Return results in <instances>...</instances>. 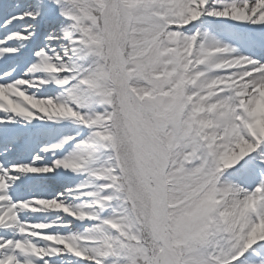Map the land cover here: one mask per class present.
I'll list each match as a JSON object with an SVG mask.
<instances>
[{
  "label": "snow or ice",
  "instance_id": "6c2138e0",
  "mask_svg": "<svg viewBox=\"0 0 264 264\" xmlns=\"http://www.w3.org/2000/svg\"><path fill=\"white\" fill-rule=\"evenodd\" d=\"M0 264H264V0H0Z\"/></svg>",
  "mask_w": 264,
  "mask_h": 264
}]
</instances>
